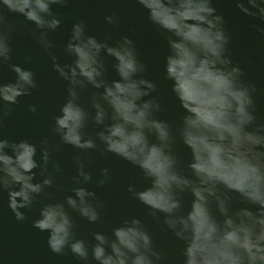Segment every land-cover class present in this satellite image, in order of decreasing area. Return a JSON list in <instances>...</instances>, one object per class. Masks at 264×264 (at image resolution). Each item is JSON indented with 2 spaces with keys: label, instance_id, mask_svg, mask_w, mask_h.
<instances>
[{
  "label": "clouds",
  "instance_id": "1",
  "mask_svg": "<svg viewBox=\"0 0 264 264\" xmlns=\"http://www.w3.org/2000/svg\"><path fill=\"white\" fill-rule=\"evenodd\" d=\"M68 0H0V66L8 65L13 80H0V127L10 114L9 106L29 96L38 87L36 73L21 64L9 63L12 55L10 33L16 27L5 19L4 9L19 14L35 25L33 38L46 53L52 68L67 81V97L54 118V132L61 143L82 151L103 148L140 170L148 182L141 189L127 186L132 197L144 205L156 222L166 226L183 242V264H264V123H255L254 93L257 85L246 82L239 64L229 50L231 37L226 21L214 0H135L147 20L165 36L164 79L182 110L176 128L179 141L187 149L186 169L174 150L177 137L165 119L157 117L162 106L152 94L157 83L145 78L147 65L138 54L136 42L127 35L115 44L86 34L83 20L73 23L64 53L70 63L61 64L50 49L49 33L61 25L53 5ZM244 16L258 19L253 27L264 34V0H232ZM104 20L118 25L113 13ZM113 60L116 77L106 79L104 56ZM32 62L31 56L25 57ZM94 89L89 113L81 102V92ZM147 98V99H146ZM29 110L36 112V107ZM89 120L99 127L95 137L84 132ZM47 145V139L40 141ZM50 149L28 139L0 138V192L7 191L8 207L17 221L26 219L21 209H31L37 196L53 185L48 172ZM77 185L92 180L85 163L74 157ZM52 167H60L52 161ZM43 179L34 182L37 171ZM96 181L102 187L111 179L107 167ZM63 202L43 204L34 228L47 232V245L55 254L67 248L83 264H157L161 253L141 219H124L111 229V238L93 232L94 243L74 235L68 209L90 223L100 220L102 207L96 192L84 186L72 189ZM190 196L183 210L182 197ZM51 199V196H49ZM239 204V207H234Z\"/></svg>",
  "mask_w": 264,
  "mask_h": 264
},
{
  "label": "water",
  "instance_id": "2",
  "mask_svg": "<svg viewBox=\"0 0 264 264\" xmlns=\"http://www.w3.org/2000/svg\"><path fill=\"white\" fill-rule=\"evenodd\" d=\"M214 6L225 18V27L231 37L228 47L233 63L239 64L243 69V79L246 82L257 85V92L253 96L256 107L255 123H264V34L253 27L261 22L240 13L232 0H214ZM52 11L61 19V25L55 32L49 33V39L54 44L50 51L61 64L71 62L72 58L64 53V45L70 36L72 24L78 20L85 22L86 34L95 35L98 40H104L107 35L108 42L115 44L122 36L127 35L136 42L139 57L147 65V70L142 75L154 80L158 86L152 95L159 99L162 110L156 115L172 125L177 137L174 150L181 162L179 167L186 169L189 154L175 131L183 113L171 94L170 82L164 79L163 74L164 57L168 52L167 42L165 36L147 20L144 10L135 0H68L63 6L53 5ZM113 13L119 17L118 25H109L104 20L106 15ZM4 15L8 23L16 27V31L10 33L12 55L9 63L31 68L36 73L38 87L31 95L20 97L17 104L9 106L10 114L3 118L0 138L9 141L28 139L36 143L38 161L40 148L47 146L50 149V161L45 175H51L53 185L46 187L37 196L31 209H21L26 215L23 221H17L9 209L7 191L0 192V264H83L67 248L62 254L51 252L47 245L48 233L41 232L32 225V221L39 218V209L43 204L63 202L67 195L73 194L72 189L77 186L95 191L102 207L98 209L101 218L96 223H90L68 209L73 218L76 238L86 240L90 246L94 243L93 232H103L111 238L113 227L119 226L124 219L135 216L141 219L152 235L153 246L161 253V260L157 264H183V242L167 230L166 226L162 227V214L161 223L158 224L145 206L127 191L129 184H134L139 190L148 183L138 168L111 153L102 155L99 149L103 145L98 139L99 148L87 151L61 143L53 130L54 118L65 102L68 83L53 70L49 56L33 38V31L38 35L35 25L7 9H4ZM101 55L105 60L106 79L118 78L112 69V58L104 53ZM26 56L32 57L30 64L25 62ZM14 77L15 74L7 64L0 66V80L8 82ZM93 91L95 90L89 87L81 92V102L89 113H94L90 103ZM33 105L36 107L35 113L29 110ZM98 130L99 127L89 120L84 132L86 136L95 137ZM44 139H47V145L40 143ZM77 155L84 161L85 170L92 175V180L85 185H77L73 179L77 175L78 165L74 160ZM53 160L59 165V172L52 167ZM105 167L109 169L111 179L102 187H97L96 181L102 178L101 169ZM34 171H37L34 182L41 181L43 177L39 175V170ZM190 201V196L182 197L184 211L188 209ZM239 206L234 203V207ZM91 264L95 262L91 261Z\"/></svg>",
  "mask_w": 264,
  "mask_h": 264
}]
</instances>
